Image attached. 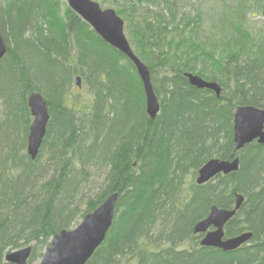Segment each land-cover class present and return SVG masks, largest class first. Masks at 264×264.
Masks as SVG:
<instances>
[{
  "label": "trees",
  "instance_id": "16d2710c",
  "mask_svg": "<svg viewBox=\"0 0 264 264\" xmlns=\"http://www.w3.org/2000/svg\"><path fill=\"white\" fill-rule=\"evenodd\" d=\"M112 1L150 71L160 100L154 120L131 62L67 5L61 14L58 0H0L7 46L0 59V264L29 244L27 264H35L55 234L113 192L114 221L86 264H264V146L253 142L234 153L232 141L236 107L264 108V32L249 30L250 4L210 0L208 18L201 1ZM256 4L264 8V0ZM184 72L219 82V97L189 86ZM84 87L86 101L77 93ZM33 93L46 100L50 119L31 160ZM233 156L237 172L195 185L204 162ZM98 165L107 168L105 186L84 203ZM236 193L244 203L224 233L250 231L249 245L228 254L199 247L193 225L212 205L231 208Z\"/></svg>",
  "mask_w": 264,
  "mask_h": 264
},
{
  "label": "water",
  "instance_id": "95a60500",
  "mask_svg": "<svg viewBox=\"0 0 264 264\" xmlns=\"http://www.w3.org/2000/svg\"><path fill=\"white\" fill-rule=\"evenodd\" d=\"M69 7L89 27L112 48L127 57L136 69L145 96L146 113L153 120L158 112L159 104L155 97L146 66L133 54L124 34L123 21L113 10H101L99 5L91 0H66ZM264 17V10L262 12ZM6 53V44L0 32V59ZM189 84L198 89L213 90L219 97L220 90L214 83L206 82L197 76L186 75ZM80 86V79H76ZM30 114L33 118L27 138V155L34 160L40 150L46 133L49 114L46 102L39 94H31L27 100ZM232 139L234 150L239 151L245 145L256 141L264 145V110L253 106L237 107L233 115ZM238 159L229 162L210 160L198 170L197 184H203L213 175L227 174L238 170ZM117 195L108 198L93 212L87 214L80 225L72 231H61L53 237L50 246L43 253L38 264H85L94 251L103 242L114 216ZM243 198L236 196L235 209L225 211L211 207L208 216L194 227V233H204L210 228L201 242V246L214 248L223 252L237 249L251 238V234L224 239V226L240 207ZM31 248L26 247L9 253L5 262L11 264H26Z\"/></svg>",
  "mask_w": 264,
  "mask_h": 264
},
{
  "label": "rangeland",
  "instance_id": "374dc122",
  "mask_svg": "<svg viewBox=\"0 0 264 264\" xmlns=\"http://www.w3.org/2000/svg\"><path fill=\"white\" fill-rule=\"evenodd\" d=\"M92 1L98 3L102 10L109 9L115 12L117 10V7L115 3H113L112 0H92ZM200 1H201L200 10H202L204 14L209 18L212 15L209 8L214 7L213 3H211L210 0H191L193 4H197V5L199 4ZM247 1L251 6V11H249L250 13L246 16V21H247L249 30L253 34H256L259 30L264 32V18L261 15V11L263 8L259 9L260 8L259 5L256 4L257 0H247ZM58 2H59V9L62 14L65 8L64 5H67V4L65 0H58ZM181 10L191 13L190 12L191 8L189 7H186V9L181 8ZM214 31L216 32L217 29H215ZM124 35H125L126 40L128 41V34L125 31V22H124ZM74 93L76 92L74 91ZM77 93L80 95V98L82 100L86 101L89 99V94L87 93V90L85 87L82 88L80 92L77 91ZM106 173H107V168L104 165H98L97 167L90 169V174H91L90 182L87 184L86 191L84 192L85 195L82 198L84 203L86 202L88 198L89 199L94 198L95 196L100 195L102 193V189L105 186ZM38 263H39V260L35 262V264H38Z\"/></svg>",
  "mask_w": 264,
  "mask_h": 264
},
{
  "label": "bare ground",
  "instance_id": "6f19581e",
  "mask_svg": "<svg viewBox=\"0 0 264 264\" xmlns=\"http://www.w3.org/2000/svg\"><path fill=\"white\" fill-rule=\"evenodd\" d=\"M74 14H76L74 11H72ZM77 15V14H76ZM111 47V46H110ZM114 49V48H113ZM116 50V49H115ZM132 64V63H131ZM145 66H146V68H147V70H148V72H149V78H150V82H151V85L153 86V80H152V78H151V74H150V71H149V69H148V67H147V65L146 64H144ZM132 67H133V69L135 70V73H136V75H137V77H138V79H139V81H140V78H139V76H138V74H137V72H136V69H135V67L133 66V64H132ZM187 74H190V75H194V74H192V73H190V72H184L183 73V76H184V78L187 80V82H188V84H189V81H188V79H187V77H186V75ZM77 78H79L80 79V77L79 76H77V77H75V82H76V79ZM81 81V80H80ZM140 83H141V81H140ZM209 83H214V85L215 86H217L218 88H219V90H220V93H221V91H222V86H221V84L219 83V82H214V81H209ZM189 86H191L190 84H189ZM191 87H193V86H191ZM193 88H195V89H197V90H206V91H209V92H211V93H213L214 95H216V93H215V91H213V90H208V89H198V88H196V87H193ZM154 94H155V92H154ZM41 97H42V99L46 102V100L43 98V96L41 95V94H39ZM143 96H144V94H143ZM155 97H156V99H157V102H158V104H159V109H158V112H157V114H156V116H155V118L159 115V113H160V100H159V98L157 97V95L155 94ZM46 106H47V110H48V114H49V109H48V105H47V102H46ZM254 107V106H253ZM255 108H257V109H262V110H264V108H259V107H255ZM144 112H145V114H146V116L149 118V116L147 115V113H146V104H145V96H144ZM31 115V114H30ZM154 118V119H155ZM49 119H50V115H49ZM49 119H48V122H49ZM153 119V120H154ZM32 120H33V118H32V116H31V123H32ZM149 120H151L150 118H149ZM48 122H47V124H48ZM31 123H30V125H31ZM47 127V126H46ZM29 129H30V126H29ZM29 134V133H28ZM232 141H233V139H232ZM255 143H257V142H255ZM258 144V143H257ZM233 145H234V143H233ZM258 145H261V144H258ZM262 146H264V145H262ZM237 152H239V151H235L234 150V153H237ZM234 159H238V161H239V158L237 157V156H233L231 159H217V158H214V159H210V160H219V161H224V162H231L232 160H234ZM210 160H208L206 163L204 162L200 167H199V169H201L202 167H204ZM89 163V161L86 163V164H88ZM239 167H240V162H238V170H239ZM198 169V170H199ZM237 170V171H238ZM237 171H235V172H237ZM235 172H229V173H227V174H225V175H223V174H218V175H213L211 178H210V180L209 181H207V182H205V183H203V184H197L196 183V179H197V173H198V171H197V173H196V176H195V179H194V183H195V185L196 186H202V185H204V184H206V183H208V182H210V181H212L214 178H216L217 176H219V175H221V176H230V175H232L233 173H235ZM245 184H247V182H244ZM114 194H116L117 195V200H116V204H117V201H118V197H119V194H118V192L116 193V192H113V193H110L109 195H104L102 198V201H101V203H100V205H102L105 201H107L108 200V198L110 197V196H112V195H114ZM101 195V194H100ZM236 196H241L242 198H243V200H242V203H241V205H240V207L235 211V214L230 218V220L232 219V218H234L235 217V215L237 214V212L239 211V209L241 208V206H242V204L244 203V196L242 195V194H235L234 195V203H233V205H232V207L231 208H229V209H222V208H218L216 205H212V206H210V208H209V212H210V209H211V207H213V206H215L217 209H220V210H225V211H232V210H234L235 209V204H236ZM95 198V197H94ZM94 198H91V199H94ZM170 202H174V199L173 198H171L170 199ZM116 204H115V208H114V216H113V220H112V223H113V221H114V218H115V214H116ZM99 205V206H100ZM209 212H208V214H209ZM88 214V213H87ZM87 214H85L84 215V217L87 215ZM208 216V215H207ZM206 216V217H207ZM84 217L78 222V224L76 225V226H74L73 228H71V229H64V230H61V231H72V230H74L76 227H78L79 225H80V223L82 222V220L84 219ZM202 220H204V219H202ZM202 220H200V221H198V222H196L194 225H193V227H192V233L195 235V236H197L198 238H199V247H201V248H208V247H204V246H201V242H202V240L205 238V236L207 235V233H208V231L207 232H204V233H194V227L199 223V222H201ZM230 220H228V222L230 221ZM227 222V223H228ZM226 223V224H227ZM226 224H225V226H226ZM111 226H112V224H111ZM111 226H110V228H111ZM110 228L108 229V231H107V233H106V236H107V234H108V232L110 231ZM61 231H59L57 234H59ZM247 233H249V234H251V238L248 240V241H246L245 243H243V244H241L237 249H235V250H233V251H230V252H223V251H220V252H222V253H225V254H228V253H232V252H234V251H236V250H238V249H240L241 247H243V246H245V245H249V243H250V241L252 240V238H253V233L252 232H250V231H243L242 233H240V234H237V235H235V236H232V237H228V239H231V238H235V237H239L240 235H242V234H247ZM57 234H55V235H57ZM54 235V236H55ZM53 236V237H54ZM106 236H105V238H106ZM53 237L51 238V242H52V240H53ZM105 238H104V240H105ZM262 238L264 239V232H263V235H262ZM104 240H103V242H104ZM102 242V243H103ZM102 243L100 244V246L102 245ZM99 246V247H100ZM26 247H30L31 248V244H29L28 246H25V247H22V248H19V249H23V248H26ZM98 247V248H99ZM97 248V249H98ZM19 249H16V250H19ZM96 249V250H97ZM96 250L94 251V253L96 252ZM13 251H15V250H13ZM12 252V251H11ZM11 252H9V253H11ZM9 253H7V254H5V256H4V260H5V257L9 254ZM94 253L92 254V256L94 255ZM91 256V257H92ZM90 257V258H91ZM90 258L87 260V262L86 263H88V261L90 260ZM85 263V264H86Z\"/></svg>",
  "mask_w": 264,
  "mask_h": 264
}]
</instances>
